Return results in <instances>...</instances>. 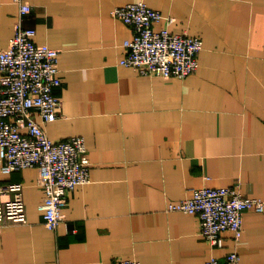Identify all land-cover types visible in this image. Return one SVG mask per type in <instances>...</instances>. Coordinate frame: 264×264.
Instances as JSON below:
<instances>
[{
    "label": "crops",
    "instance_id": "1",
    "mask_svg": "<svg viewBox=\"0 0 264 264\" xmlns=\"http://www.w3.org/2000/svg\"><path fill=\"white\" fill-rule=\"evenodd\" d=\"M133 1L32 0L25 24L61 51L54 92L64 103L46 130L86 138L91 180L51 230L38 167L0 170V184H25L28 218L0 231V264H206L235 249L241 264H264V211H246L241 240L226 232L221 248L204 238L198 214L168 210L206 185L264 199V0H143L164 15L156 28L203 39L199 68L185 78L120 63L133 29L112 10ZM18 11L0 0V50Z\"/></svg>",
    "mask_w": 264,
    "mask_h": 264
},
{
    "label": "built area",
    "instance_id": "2",
    "mask_svg": "<svg viewBox=\"0 0 264 264\" xmlns=\"http://www.w3.org/2000/svg\"><path fill=\"white\" fill-rule=\"evenodd\" d=\"M18 6L15 35L0 50V170L11 174L18 169L38 167V182L45 195L40 203L44 223L56 229L65 219L63 209L71 192L91 180L86 138L73 135L53 139L45 123L60 116L64 100L54 89L62 85L60 49L36 41V28L25 24L33 9L32 0H14ZM113 16L133 29L124 41L120 63L145 75L185 78L198 70L203 39L188 31L156 28L164 15L143 0L117 5ZM40 117V119L38 118ZM22 181L0 184V231L9 223H27V202ZM169 211L198 214L200 231L212 246L223 248L226 232L236 242L244 233L246 211H264V199L244 195L238 186H202ZM76 230V229H75ZM240 252L229 251L224 260L210 257L206 264H241ZM112 264H142L125 257Z\"/></svg>",
    "mask_w": 264,
    "mask_h": 264
},
{
    "label": "trees",
    "instance_id": "3",
    "mask_svg": "<svg viewBox=\"0 0 264 264\" xmlns=\"http://www.w3.org/2000/svg\"><path fill=\"white\" fill-rule=\"evenodd\" d=\"M154 8V7H153ZM156 9V8H155Z\"/></svg>",
    "mask_w": 264,
    "mask_h": 264
}]
</instances>
